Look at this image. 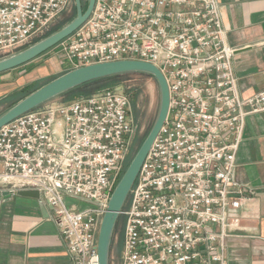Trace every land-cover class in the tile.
Returning a JSON list of instances; mask_svg holds the SVG:
<instances>
[{"label":"built area","instance_id":"2783aa9c","mask_svg":"<svg viewBox=\"0 0 264 264\" xmlns=\"http://www.w3.org/2000/svg\"><path fill=\"white\" fill-rule=\"evenodd\" d=\"M71 4L0 0V59ZM54 48L73 69L134 60L167 84V117L121 212L116 264H226L225 240L249 193L234 178L236 154L246 117L264 111V89L241 96L218 0H95ZM133 134L131 98L119 89L46 103L0 128V193L37 192L71 264H98L99 226Z\"/></svg>","mask_w":264,"mask_h":264},{"label":"crops","instance_id":"0c3cea01","mask_svg":"<svg viewBox=\"0 0 264 264\" xmlns=\"http://www.w3.org/2000/svg\"><path fill=\"white\" fill-rule=\"evenodd\" d=\"M218 2L226 42L236 50L233 67L239 92L252 96L264 89V0ZM49 63L53 78L73 69L72 64L52 68ZM234 178L249 193L239 210L238 228L225 240L226 264H264V111L245 119ZM51 215L52 209L39 198L18 192L0 198V264H71Z\"/></svg>","mask_w":264,"mask_h":264},{"label":"water","instance_id":"95a60500","mask_svg":"<svg viewBox=\"0 0 264 264\" xmlns=\"http://www.w3.org/2000/svg\"><path fill=\"white\" fill-rule=\"evenodd\" d=\"M73 1L75 17L64 27L44 39L6 58L0 59V74L33 61L46 51L57 46L58 43L66 39L78 27H80L91 14L95 0H87V7L85 10L82 9L81 0ZM132 73H146L154 78L159 90V109L152 127L136 153L131 158L110 196L108 207L101 219L97 235L98 264H109L110 247L117 219L121 215L122 209L126 203L129 192L135 183L143 161L145 160L155 137L167 117L169 108V92L163 75L151 64L134 60H121L82 66L65 72L52 79L15 103L0 116V128H2L19 116L32 111L72 90H76L85 85L107 78ZM18 194L38 198V193L35 191H20ZM9 196L10 193H0V198H8Z\"/></svg>","mask_w":264,"mask_h":264},{"label":"rangeland","instance_id":"374dc122","mask_svg":"<svg viewBox=\"0 0 264 264\" xmlns=\"http://www.w3.org/2000/svg\"><path fill=\"white\" fill-rule=\"evenodd\" d=\"M84 4L87 6V0H82ZM75 17L74 5L71 6L63 12L56 20H54L49 27L36 34L24 47L20 50L25 49L26 47L44 39L50 34L56 32L57 30L64 27ZM18 50V51H20ZM17 51V52H18ZM38 58V59H37ZM34 59L35 61H31L21 67L16 69L7 71L0 75V96L11 94L12 92H16L21 90L22 88L29 86V91L39 88L44 84L51 81L53 75H51V71L49 70V66H47V62H50L49 65L53 68H59L60 66H68L71 65L70 60L66 56L65 52L60 49L52 48L42 56ZM32 69H39L41 73L31 72ZM46 69V70H45ZM48 70V71H47ZM126 88H130L133 86H137L140 84L139 91L135 93L133 100L131 102V112L134 121V134L132 138V144L130 148V154L128 158L129 164L131 158L138 150L139 146L145 139L148 134L150 128L152 127L154 120L157 116L160 97L159 90L156 84L152 80H143L139 81L137 79L130 78L124 82ZM121 91H125L123 87L119 88ZM22 95H17L10 99L3 100L2 97L0 100V116L8 110V106L14 101L20 98ZM132 96V94H131ZM62 102H68L63 97H58L54 100H51L47 104H57ZM126 165V167H127ZM126 169V168H125ZM128 200V198H127ZM124 205L126 207L127 204ZM84 207V206H83ZM123 207V208H124ZM124 226H125V217L120 215L117 219L116 226L112 236V242L110 247V257L109 259L116 264L119 259L122 243H123V235H124Z\"/></svg>","mask_w":264,"mask_h":264},{"label":"trees","instance_id":"16d2710c","mask_svg":"<svg viewBox=\"0 0 264 264\" xmlns=\"http://www.w3.org/2000/svg\"><path fill=\"white\" fill-rule=\"evenodd\" d=\"M81 5H82V9L85 10L87 6H86V4H84L82 2V0H81ZM74 12H75V8H74ZM133 77L135 79L139 80V81L152 80L156 84V81L154 80V78L152 76L146 74V73H132V74L115 76V77L107 78V79H104V80H101V81H97V82L85 85V86H83L81 88H78L76 90H72V91H70L68 93H65V94H63L60 97L65 98L67 101H72V100H74L76 98L83 97V96H88V95H91V94H93L95 92L119 89V88L123 87L125 89V91H123V92L130 96L131 102H132L134 95H136L135 93H137L140 90L139 89L140 84H138L137 86L126 88V85L124 84V82L127 81L130 78H133ZM156 86H157V84H156ZM36 89H38V88H36ZM36 89H33V90L29 91V86H26V87L22 88L21 90H18L16 92L14 91L11 94H8L7 96H5L3 98V100L13 98V97H15L17 95H22L20 98H18L17 100H14L8 106L10 108L15 103H17L18 101H20L21 99H23L24 97H26L27 95H29L30 93L35 91ZM131 94H132V96H131ZM0 100H2V99H0ZM127 163H126V165H127Z\"/></svg>","mask_w":264,"mask_h":264}]
</instances>
